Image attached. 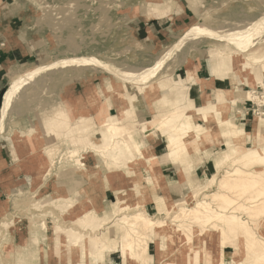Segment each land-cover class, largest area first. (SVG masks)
Returning <instances> with one entry per match:
<instances>
[{
    "label": "rangeland",
    "instance_id": "1",
    "mask_svg": "<svg viewBox=\"0 0 264 264\" xmlns=\"http://www.w3.org/2000/svg\"><path fill=\"white\" fill-rule=\"evenodd\" d=\"M3 1L14 2L15 9L8 7L12 14L15 10L18 16L24 18L23 20L33 23L34 27L31 30L34 34L30 36L37 38L39 47L33 56L27 57L16 70L11 72L1 95L0 108L11 78L16 77L20 80L17 96L15 95L11 106L6 110H0V147L6 151L2 152V156L0 155V171L5 170L0 174L9 182L5 184L3 177H0V264H16V261L21 264H36V262L37 264H58V261L59 264H91L93 263L91 259L89 262L86 261L87 250L83 252L81 249L82 238H85L84 235L88 231L90 232L87 226L93 225L92 223L96 225L91 226L94 229L90 232L91 235H95L93 236L95 240L97 236L101 238L100 240H105L108 238L106 234L116 227L119 228L118 225H112L111 219L110 222L104 220V217H108L105 212L115 200L98 212L94 198L96 194L102 196L103 189L94 187L91 182L87 190H92V194H88V199L92 201L93 208L90 205L83 207L81 203L78 204L77 197L70 198L74 206L65 213L57 205L63 200L61 198L70 197L66 194V186L63 185L64 171L69 167L72 168L71 164H73L66 158V151L75 144L77 148H80L79 160L83 166L76 170L78 172L73 180L81 182L84 175L82 169L86 168L84 152L88 150L94 152L92 144L99 141L103 131L104 121L98 120V116H94V120L77 115L72 116V111L67 110V106H70L65 99V91L70 85L74 87L77 98H81V88L75 83L76 81L85 82L93 79L96 83H101L99 93H108L109 96L112 95L117 99L115 92L122 87L123 92L126 95L129 94L130 100L125 97V101L123 99L118 101V112L121 105L123 112L130 105L128 108L132 110L131 114L129 116L122 114L119 117L117 113L116 116H107L105 120L109 119L115 123L122 121L132 130L135 139H138L135 127L138 125L135 121L140 119L137 109L144 99L141 97L144 90L139 93L138 87L158 85L151 92V95L155 94L153 98L147 101L150 106H153L154 114H169L175 105L165 85L167 79L173 77L175 71L180 73L184 66H188L187 75V70L192 69L189 65L195 59L207 61L213 73L215 67H212L208 56L214 54L216 50L226 49L238 53L242 59L254 56L256 61L253 60L252 63L253 71L259 75L255 87L243 86L239 82L236 86L233 85V89L238 87L244 92H251L257 99H243L240 103L231 106L232 110H229L231 112L229 113L235 117V123L244 121L236 117L238 113L245 115L251 122H254L255 117L259 115L254 112L258 107V101L264 99V73L260 65L264 62V0ZM155 6H168L169 10L156 15ZM174 9L182 12L185 9L189 17L172 32V36L170 35L162 46L148 49L134 38L135 28L139 22L151 17H170ZM31 70L36 72L33 71V75L28 76L30 78L26 77L24 74ZM228 73L233 76L232 69ZM123 76H126V80L135 77L139 80L129 84ZM201 80L205 81L204 84L209 82ZM159 97L162 99V104L155 107L153 100ZM164 100L167 102L164 103ZM112 116L117 120H112L110 118ZM246 131L252 133L253 128L248 126ZM71 133L75 135L77 142L67 141L66 137L69 136L67 134ZM79 138L82 139V143ZM46 140L54 144L57 156L59 155L60 159L63 157L60 162L62 166L56 163L51 172L48 171L49 159L44 152ZM77 143H80L79 146ZM246 143L248 147L253 146L249 138ZM221 149H226V146ZM189 165L191 166L192 162H189ZM256 166L258 164L254 162H246L242 165L248 170ZM50 179L52 180L49 184ZM45 182L48 183L45 184ZM83 182L86 180L83 179ZM73 192H76L75 189ZM177 195L175 198L179 197ZM155 197V210H150V214H154L162 207H167L164 205L163 198L169 197L162 196V199L157 201ZM132 200V194H127L126 201L132 202ZM145 201L147 200L145 199L143 203ZM160 201L164 204L160 207L156 206ZM187 201L189 205H192L190 197ZM35 204L37 207L33 206ZM90 215L96 216L89 217ZM157 217L165 218L166 222L171 224L172 218H166L163 214H157ZM1 222L7 225L4 226ZM40 222H44L45 229L40 228ZM55 226L74 232L72 239L77 234L84 236L77 240L76 245H80L79 247L72 246L73 243L69 244L71 249H76L75 252L72 253L65 248V255L61 251V256L57 254L53 247V227ZM258 226L260 227L257 231L260 232L262 228L261 225ZM17 227H21L22 230H18ZM17 232L21 233V236L27 235L23 241L16 236L18 241L14 242ZM34 238L39 239L34 241ZM115 239L117 240L112 236L111 242L115 243ZM211 239L215 240L218 237L213 233ZM163 240L168 243L165 238L162 242ZM149 245V252L154 257L156 246L153 247L155 245L153 240H150ZM233 248V246L226 247V251H233ZM115 252L118 255L115 262L123 264V256L120 252ZM229 255L231 256V253ZM152 257L149 264H156L155 258ZM177 258L180 260H175L176 262L173 263L166 262V257L159 259L162 264H177V262L185 264L181 256ZM225 259L227 264H234L229 257ZM108 261V259L104 261L97 259L95 264H107Z\"/></svg>",
    "mask_w": 264,
    "mask_h": 264
},
{
    "label": "bare ground",
    "instance_id": "2",
    "mask_svg": "<svg viewBox=\"0 0 264 264\" xmlns=\"http://www.w3.org/2000/svg\"><path fill=\"white\" fill-rule=\"evenodd\" d=\"M154 9L157 11L156 15H161L169 10L168 6H155ZM208 57L212 67H215L213 76H224L232 69L235 82L238 81L251 87H255L258 83L259 75L253 71L252 65L254 56L242 59L238 53L224 49L216 50ZM78 60L80 59L78 58ZM260 65L264 73V62ZM34 70L28 71L24 75L31 77ZM128 79L125 80L129 84L139 80L138 77ZM196 81L198 80L194 76V71L190 68L187 70L185 78H181L178 74L168 78L165 85L175 106L171 109V113H156L149 121L142 118L136 120L135 117V123L139 127L138 130L136 129L138 139H135L132 130L122 121L115 123L109 119H103V131L99 141L92 144V148L106 169L112 170V172L116 169L120 170L121 174L127 177L135 174L137 182L151 183L156 188L161 187L162 182L160 172L155 168L158 158L141 148V140L145 134L150 140L158 136L165 138L166 152L161 160H169L172 164L181 166V170L185 172L193 165H189L191 153L199 150H203L205 153L209 141L220 133L224 137L226 149H220L216 153L214 161L216 172L210 176L196 179L190 174V170H187L185 175L186 184L190 190L189 194H180L182 186L174 181L172 189L175 197L177 194L179 197L174 200L163 198L165 204L160 201L156 206L160 207L164 204L167 207L158 209L154 214L147 212L144 203L136 201L133 193H130L133 197L132 202H128L126 201V192H116V199L105 212L108 217H104V220L108 222L111 219L112 225H118L119 228L116 227L106 234L107 239L100 240L101 238L97 236V240H95L93 238L95 235L90 234L93 227L96 226L92 223L93 227L87 226L90 232L88 231L84 235L85 238H82L81 249L83 252L87 250L86 258L88 262L91 259L93 262L91 264H95L97 259L109 260L111 252L115 251L120 252V255L123 256V264H149L152 257L149 252L150 240L155 242L156 255L152 258H155L156 264H162L160 261L162 257L167 258L166 262L173 263L180 256L185 264H227L224 248L229 245L234 247L230 256V260L234 264H264V117H259L264 116V113H257L259 115L253 122V132L248 133L242 124L235 123V117L229 113V110H232L231 106L240 103L243 99L254 100L257 97L238 87L213 90L211 95H206L205 88L209 82L204 84L205 81L200 80L203 104L196 106L188 92L189 86ZM19 86L20 80L12 77L10 86L3 95L0 110H6L11 106ZM157 86L155 84H150L147 87L140 86L137 92L141 93L144 90L141 97L148 100L155 95H151V92ZM115 93L118 96V101L121 99L125 101V97L130 100L129 94L126 95L122 87H119ZM168 101L170 103V99ZM153 102L156 107V105L162 104V99L159 97ZM166 102L164 100V103ZM128 106L124 112L121 109L123 106L119 107V117L122 114L128 116L131 114L132 110ZM237 116H241V114L238 113ZM110 118L116 119L114 116ZM52 132L56 137L54 130ZM67 135H69L66 137L69 139L67 141L77 142L74 134ZM247 138L253 142L252 147L246 145ZM79 141L82 143V139L79 138ZM80 143H77L78 146ZM46 144L44 152L49 159L48 171L51 172L56 163L60 164L63 157L60 159L59 155L57 156L54 144L48 143L47 140ZM79 151L80 148H77L76 144L66 151V158L70 159L73 164H71L72 168L69 167L64 171L65 179L72 180L77 175L78 171L76 170L83 166L79 160ZM246 162H254L258 166L248 170L242 167ZM143 163L148 165L150 172L148 177L142 176V172L137 168L139 164ZM82 172L91 180L94 187L102 188L104 191L105 182L109 181L107 176L101 175L97 168L92 167L84 168ZM91 191V189L87 190V194H92ZM189 197L192 205L188 204L187 198ZM70 198H61L63 200L57 203L63 209V213L74 206V202ZM160 198L162 199V196H156L155 200ZM90 202L92 203V201ZM33 206L37 207L36 204ZM173 209L175 210L172 211ZM157 214L172 218L171 224L166 222L165 218H158ZM95 216L90 215L89 217ZM1 224L7 225L4 222ZM258 225H261L262 228L260 232L257 231L260 227ZM40 228L45 229L44 222L41 223ZM73 233L60 226L53 227V247L58 255L61 256L60 251L65 255V248L69 251L76 250L71 249L69 244L73 243L71 245L75 246L77 240L84 236L77 234L72 239ZM213 233L218 239H211ZM112 236L117 238L115 243L111 242ZM164 238L166 241L168 240V243L164 240L162 242ZM38 239L34 238L33 240Z\"/></svg>",
    "mask_w": 264,
    "mask_h": 264
},
{
    "label": "crops",
    "instance_id": "3",
    "mask_svg": "<svg viewBox=\"0 0 264 264\" xmlns=\"http://www.w3.org/2000/svg\"><path fill=\"white\" fill-rule=\"evenodd\" d=\"M13 4L15 5L14 2L7 3L6 1L0 0V101L2 92L6 87L11 72L16 70V68L19 67L20 63H22L23 60H25L27 57L33 56L39 47L37 38L32 35L30 36V34H34L31 30L32 27H34L33 23L30 24L28 20L27 22L23 20L24 18L18 16L15 10L12 14L8 7L10 9H15V6H13ZM170 14H172L170 17H151L146 20H143L142 22H139V24L135 28L134 38L148 49H156L162 46L166 39H168L170 35L172 36V32L177 30L178 26L183 24L189 17L185 9L183 12L174 9ZM187 67L188 66H184L183 70L180 73H176L175 71V75L178 74L180 77L184 76L185 78ZM189 67L194 70V74L198 79V81L189 86V96L192 98L196 106L203 104V98L201 94L202 91L200 89L199 80H208L210 83L209 86L205 88L206 95H211L213 93V90L215 91L233 89V85L236 86V84L238 83V81H234L233 76L229 73H226L221 78L214 77L210 68V64L207 61H203L201 59H195L193 63L189 65ZM75 83L79 84L81 88L80 99L77 98L76 91L72 85H70L65 91V99L66 101H68V105L70 106L68 107L66 105L67 110L72 111V116L77 115L82 116L84 118H93V120L95 118L94 116H98V120L102 121L107 116L117 115L119 104L118 100L112 95L109 96L110 94L108 93H99L101 83H96L93 79L85 82L76 81ZM154 112L155 110L153 106H150L147 99L145 98L143 99L140 107L138 106L137 109L138 118H142L147 121L152 119V117L155 115ZM237 117L242 120L244 119V121L240 122V124L243 125L245 130L248 129V126H251V128H253V122H251L250 119H247L245 115ZM135 127L139 129L138 126ZM224 146V137L220 133H218L217 137L209 141L208 145L205 148V153L203 150L191 153V162L193 165L192 168L187 170H190V174H192V176L196 179H201L204 176H209L210 174L215 173V156L218 150H220ZM141 148L145 150L148 154H152L158 158L155 168L159 170L162 178V182L160 184L161 187L155 188L151 183L146 184L143 181L139 183L137 182V176L135 174H132L131 176L127 177L125 175H122L120 170L116 169L113 170L114 172H112V170L106 169L103 162L100 161V159L95 155L92 150L84 152L85 157L83 158L85 159L86 164L84 165H86V168H97L101 175H105L107 176V179H109V181L105 182L106 184L104 187L103 195L100 196L96 194V198H94V200L96 201L95 208L98 212L103 210L109 202H112L116 199V192L121 191H124L127 194L133 193L136 201L138 200V202L140 203H143V201L147 199V201L144 202V206L147 212H149L150 210H155V196H167L170 199L174 200L175 195L172 189V183L174 181L180 186H182V188L180 187V194H189L190 190L188 185L186 184L187 179L185 175L187 174V170L183 172L181 170V166L172 164L169 160H161V157L166 152L165 138H161L158 136L150 140L147 134H145L141 140ZM2 152L6 151H4L2 147H0L1 156ZM3 160L5 161V158H3ZM137 168L142 172V176H150L148 165L146 163L139 164ZM1 169H3L2 165ZM181 171L183 172L182 175ZM1 172L4 173L5 170H1L0 173ZM1 176L2 175L0 174V177ZM2 177L4 180V176ZM83 179H85L86 182H83ZM51 180L52 179L49 180V184ZM4 182L5 184L9 183L8 180H4ZM47 183L45 182V184ZM89 184L90 180L85 176V174L83 175L81 182L73 180V178L72 180L64 179V185L66 186V194L68 195V197H77L76 202L79 201L78 204L81 203L80 205H82L83 207H88L89 205L92 206L93 204L87 198V188ZM55 185H57V183H55ZM73 188L77 193L73 192ZM69 190L72 193H70ZM17 228H19L18 230L20 231L22 230L21 227ZM16 236H19V240L21 239V241H23L27 235L24 234L21 236V233L17 232L14 237V242L18 241V238ZM30 237L31 236H29V238ZM153 243L155 244V242ZM153 247L155 248V245H153ZM226 247L224 248L225 257L230 258L229 254L233 251H226ZM75 251H72V253ZM117 258L118 255L116 254V252H111L107 264H117L115 262V259ZM86 261H88V259Z\"/></svg>",
    "mask_w": 264,
    "mask_h": 264
},
{
    "label": "built area",
    "instance_id": "4",
    "mask_svg": "<svg viewBox=\"0 0 264 264\" xmlns=\"http://www.w3.org/2000/svg\"><path fill=\"white\" fill-rule=\"evenodd\" d=\"M254 113H264V99L262 101H258V107H256V112Z\"/></svg>",
    "mask_w": 264,
    "mask_h": 264
}]
</instances>
